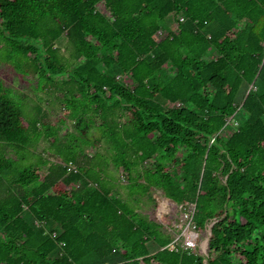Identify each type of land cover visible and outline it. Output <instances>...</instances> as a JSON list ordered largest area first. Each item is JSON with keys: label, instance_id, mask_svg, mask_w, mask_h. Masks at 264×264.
<instances>
[{"label": "trees", "instance_id": "trees-1", "mask_svg": "<svg viewBox=\"0 0 264 264\" xmlns=\"http://www.w3.org/2000/svg\"><path fill=\"white\" fill-rule=\"evenodd\" d=\"M0 49L65 112L0 80V264H264V0H0ZM67 117L62 162L31 150ZM153 190L213 223L207 258L132 206Z\"/></svg>", "mask_w": 264, "mask_h": 264}, {"label": "rangeland", "instance_id": "rangeland-1", "mask_svg": "<svg viewBox=\"0 0 264 264\" xmlns=\"http://www.w3.org/2000/svg\"><path fill=\"white\" fill-rule=\"evenodd\" d=\"M174 23V20L171 19L170 25H173ZM59 46L61 52L65 56H69V53L71 52V45L65 39L59 43ZM35 78L36 77L30 78L21 76L9 63L3 61L2 58H0V80L5 84V86L9 87L13 91L14 97H18L21 100L24 105L25 112L27 114L33 115L36 113L37 107H42L44 114L42 120L48 125L58 124L60 118L65 116L64 108L57 99V96L60 95V92L57 90L49 92L39 91L35 83ZM96 121L98 120L96 119ZM69 132H72L76 136H80L78 131L74 130V120H72L70 117H67L65 122L60 125V130L57 132L58 142L55 146L54 144L50 143L51 139H47L43 136L30 146L31 150L35 151L36 153L43 152L45 156L51 161L62 162L59 149H61L63 145L68 142ZM93 134L95 135L94 128H92L89 132L90 136ZM78 144L79 143H77L76 146H78ZM97 147V150L101 153H105V155L108 153L107 144L103 140ZM76 149L73 147L71 150L75 152ZM95 150L96 149L93 150L92 148L84 147V153L86 154H90ZM8 154L12 155V152L9 151ZM108 170L109 173H112L115 177H122L121 173L114 171L113 166L110 165ZM121 182L125 183L124 180ZM120 192L126 193V189L121 187ZM150 195L155 198V202L143 197L138 201V203L134 202L132 206L139 212L147 214L150 219L161 223L163 226V232L170 234L173 236V238L181 235L182 231L186 227L185 224H187V221H185L184 218V209L175 202L173 203L168 200L160 190H153ZM163 201L165 202V205L161 206V202ZM209 225L210 224H208L204 229L200 230L201 234L194 250L206 258L208 256L207 242L209 237ZM204 263L208 264L206 259Z\"/></svg>", "mask_w": 264, "mask_h": 264}, {"label": "built area", "instance_id": "built-area-1", "mask_svg": "<svg viewBox=\"0 0 264 264\" xmlns=\"http://www.w3.org/2000/svg\"><path fill=\"white\" fill-rule=\"evenodd\" d=\"M182 18H180L181 20ZM64 166H66L67 171H73L76 172L77 169L74 165L72 164H66L64 163ZM184 209V218L185 221H187L186 227L182 231L181 235H178L173 238V240L167 245L168 248L170 249H175L178 250L180 249H188V250H195L198 242V238L201 234V231H199L192 218L195 210V205L194 204H187L186 207H182Z\"/></svg>", "mask_w": 264, "mask_h": 264}, {"label": "crops", "instance_id": "crops-1", "mask_svg": "<svg viewBox=\"0 0 264 264\" xmlns=\"http://www.w3.org/2000/svg\"><path fill=\"white\" fill-rule=\"evenodd\" d=\"M171 19H173L174 20V18L172 17V16H170V17H168L167 18V20H166V26H167V28H172V27H174L175 26V23L172 25H170V23H171ZM174 22H175V20H174ZM165 205V202L163 201L162 203H161V206H164ZM160 206V207H161ZM202 255V254H201Z\"/></svg>", "mask_w": 264, "mask_h": 264}, {"label": "water", "instance_id": "water-1", "mask_svg": "<svg viewBox=\"0 0 264 264\" xmlns=\"http://www.w3.org/2000/svg\"><path fill=\"white\" fill-rule=\"evenodd\" d=\"M168 199V198H167ZM168 200H170V199H168ZM171 201V200H170ZM171 202H173V201H171ZM174 203V202H173ZM242 220V219H241ZM240 220V221H241ZM242 223H244L243 221H241ZM212 225H213V223H211L210 225H209V237H210V235H211V227H212ZM209 237H208V242H209ZM208 242H207V245H208Z\"/></svg>", "mask_w": 264, "mask_h": 264}, {"label": "bare ground", "instance_id": "bare-ground-1", "mask_svg": "<svg viewBox=\"0 0 264 264\" xmlns=\"http://www.w3.org/2000/svg\"><path fill=\"white\" fill-rule=\"evenodd\" d=\"M165 201V200H164Z\"/></svg>", "mask_w": 264, "mask_h": 264}]
</instances>
